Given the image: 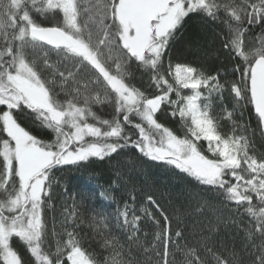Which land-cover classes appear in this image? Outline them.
<instances>
[{"label": "snow or ice", "instance_id": "1", "mask_svg": "<svg viewBox=\"0 0 264 264\" xmlns=\"http://www.w3.org/2000/svg\"><path fill=\"white\" fill-rule=\"evenodd\" d=\"M194 18L226 29L217 35L226 58H238L231 74L173 62ZM257 31L258 46L246 47V33ZM137 72L146 78L143 87L135 83ZM229 97L231 109L224 103ZM105 104L111 118L93 110ZM235 105L252 107L264 137V0H0V264H97L78 238L79 222L69 224L76 221L74 198L63 208L64 238L54 252L45 248V213L55 209L59 171L117 158L126 149L185 174L240 217L232 221L239 250L210 243L200 249L184 243L178 214L173 227L151 195L147 203L159 219L130 197L113 219L129 240H138L143 218L157 225L155 242L145 248L156 264H173L169 257L178 252L183 264H264V153ZM165 114L186 127L184 137L160 121ZM25 119L53 138L34 135L22 126ZM221 119L232 124L229 133ZM97 195L114 199L106 190ZM96 216L107 219L102 211ZM99 236L109 250L104 264H128L115 236Z\"/></svg>", "mask_w": 264, "mask_h": 264}, {"label": "trees", "instance_id": "2", "mask_svg": "<svg viewBox=\"0 0 264 264\" xmlns=\"http://www.w3.org/2000/svg\"><path fill=\"white\" fill-rule=\"evenodd\" d=\"M39 22L57 23L59 18L51 21L41 19ZM222 29L226 31L223 25H208L199 18L189 20L183 35L172 51L173 62L203 67L213 73L218 71L221 74H231L238 58L227 59L222 51L221 41L217 35ZM256 35H259V31L256 34L246 33V47L258 46ZM236 76L238 78L239 73ZM135 83L138 87H143L146 78L141 79L137 72ZM224 103L230 109L233 107L231 97ZM235 107L243 112L241 119L247 122L249 129L256 130L255 148L258 153H264V137L259 134L254 110L250 105L244 108H240L239 105ZM93 110L101 118H111L112 108L107 104L96 105ZM160 121L180 137H184L187 133L186 127L178 119H173L167 114L161 116ZM21 123L45 141L53 138L49 130L39 128L29 119L22 120ZM219 123L224 132L231 131L232 124L228 120L221 119ZM199 146L205 154L211 155L207 153L205 142H199ZM125 152L126 155L117 158H106L104 161L91 160L87 165L78 167L66 166L57 173L59 186L55 189L53 201L55 209L45 213L48 221L46 250L54 252L56 240L64 238V228L61 227L63 208L72 205L74 198L76 221H69V224L79 222V227L76 229L78 238L87 252L96 259L97 264H104L109 255V250L101 246L100 232L111 233L119 240L123 245V258L128 264H156L158 257L152 255L150 249L145 251V248L155 242V235L159 231L157 225L150 218H143L140 221L138 240H129L128 230L121 228L120 222L113 219L118 216V210L122 209L132 196L135 197L133 206L138 209L149 207L159 219L156 209L147 203L149 195L168 211L173 220V227L176 216L179 215V226L187 237L184 243L188 246H198L203 249L205 243L230 244L235 245L239 250L241 241L236 225L232 221L236 220L238 223L240 217L235 216L234 207L222 202V198L194 186L190 183V178H185V174L178 173L170 166L152 162L133 149H126ZM101 190L112 193L114 199L106 201L99 197L97 194ZM98 211H102L107 219L102 221L100 216L94 219L93 214ZM105 223L108 225L107 228L103 227ZM161 224H163L162 220ZM53 226L57 233L55 236L52 235ZM14 246L26 259H30L25 246L15 238ZM169 259L173 264H183V254L180 252L176 253L174 260L171 256Z\"/></svg>", "mask_w": 264, "mask_h": 264}]
</instances>
